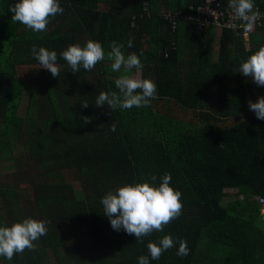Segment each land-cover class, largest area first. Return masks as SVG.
<instances>
[{
  "label": "trees",
  "instance_id": "1",
  "mask_svg": "<svg viewBox=\"0 0 264 264\" xmlns=\"http://www.w3.org/2000/svg\"><path fill=\"white\" fill-rule=\"evenodd\" d=\"M205 1L60 0L63 14L36 33L12 21L9 6L18 0H0V161H12L17 171L0 178V226L29 217L48 222L34 251L0 257L1 264H139L142 255L150 264H264L256 201L264 197V120L246 100L255 102L264 86L239 72L264 47V28L222 30L215 51V33L198 32L193 14ZM218 1L225 9L227 1ZM254 3L264 12V0ZM88 40L105 52L123 43L126 56L140 57L141 78L157 84L148 107L95 105L100 92H119L115 79L123 69L113 72L105 59L73 73L60 53ZM33 45L57 52L59 77L40 68ZM18 67L31 68L25 116L18 113ZM165 173L182 193V214L142 243L114 230L103 196L124 184L151 183V175L158 186ZM165 235L176 245L152 260L147 244ZM180 240L187 241L186 257L177 255Z\"/></svg>",
  "mask_w": 264,
  "mask_h": 264
},
{
  "label": "clouds",
  "instance_id": "2",
  "mask_svg": "<svg viewBox=\"0 0 264 264\" xmlns=\"http://www.w3.org/2000/svg\"><path fill=\"white\" fill-rule=\"evenodd\" d=\"M228 7L233 17L246 25V30H251L260 19L254 0H229ZM9 8L14 13L13 22H19L36 33L47 31L50 20L64 12L60 0H18ZM124 47L123 43L112 42L111 50L105 52L100 42L88 40L83 47L72 44L60 53L73 73L79 72L81 67L91 71L105 59L111 61L113 72L120 73L123 69V74L115 79L119 92H100L95 101L97 107L107 105L111 110L148 107L157 95L155 81L139 76V70L143 68L140 57L135 52L126 56ZM127 47H133L132 39L128 40ZM31 53L39 62L40 68L50 71L53 77H59L60 67L55 50L33 45ZM133 69L137 70L135 75L131 74ZM239 72L251 78L257 86H264V47H260L242 62ZM81 104L84 108L89 106L87 100L81 101ZM249 110L255 113L257 119L264 120V96H260L255 102L250 100ZM90 122V117L83 118L84 124ZM111 130H116L115 123L111 125ZM171 179V174L165 173L157 186V176L151 175V183L148 180L128 183L107 192L101 203L103 213L110 218L112 228L116 231L123 229L140 243L151 233L162 232L183 210L182 193L171 186ZM47 223L45 220L29 217L10 226H0V257L12 260L14 255L22 254L26 249L34 251V242L48 232ZM176 243L171 235L163 236L159 243L150 241L147 248L151 259L159 260ZM189 251L187 241L180 240L177 255L186 257ZM138 260L139 264H150L149 256L142 255Z\"/></svg>",
  "mask_w": 264,
  "mask_h": 264
},
{
  "label": "built area",
  "instance_id": "3",
  "mask_svg": "<svg viewBox=\"0 0 264 264\" xmlns=\"http://www.w3.org/2000/svg\"><path fill=\"white\" fill-rule=\"evenodd\" d=\"M225 9L218 0H206L204 4L193 9L195 20L197 21L198 32L211 29L212 31L230 30L236 32L238 30H246V25L238 18H234L231 10L228 7L229 0H226ZM259 10L260 19L256 21L251 29H262L264 28V12ZM172 15L171 13H169ZM193 17V16H192ZM193 17V18H194ZM175 26V24H174ZM257 205L259 207L260 214H264V197L256 198Z\"/></svg>",
  "mask_w": 264,
  "mask_h": 264
},
{
  "label": "rangeland",
  "instance_id": "4",
  "mask_svg": "<svg viewBox=\"0 0 264 264\" xmlns=\"http://www.w3.org/2000/svg\"><path fill=\"white\" fill-rule=\"evenodd\" d=\"M213 33H215V35L213 37V46H214V50L216 51L219 48L218 47V39H219L221 33H219L218 31H213ZM247 43H248V40H247L246 44ZM213 59H214V62H216L217 55L214 54ZM30 70H31V68H28V67H18L17 68V77H18V79H20L24 82L23 95H22L21 103L19 105L18 113L20 115H24V116H25L26 111L28 109V100H29L30 91L32 89L31 81H30V78L28 77V72ZM139 76L142 77L141 70H139ZM228 86H229L230 92L234 93V95H237L238 91L236 90L237 88H236L235 84L234 83L229 84ZM255 96H256V100H258V98L260 97L258 95H255ZM261 96H264V92H262V91H261ZM246 100L248 101V104H249L251 97H247ZM24 162H26V160ZM16 164H18L19 166H22V167L26 166L22 162H20V163L17 162ZM12 165H13L12 161H9V162H5V161L1 162L0 161V178L14 176L15 174H17V171L10 168V166H12ZM7 180H9V178H7ZM73 184L75 187L77 186V183L74 182ZM228 199H225L224 201H227Z\"/></svg>",
  "mask_w": 264,
  "mask_h": 264
},
{
  "label": "crops",
  "instance_id": "5",
  "mask_svg": "<svg viewBox=\"0 0 264 264\" xmlns=\"http://www.w3.org/2000/svg\"><path fill=\"white\" fill-rule=\"evenodd\" d=\"M256 95L261 96V92H259V93L256 94ZM255 98H256V96H255ZM255 101H257V100L255 99ZM260 215H262V216L264 217V214H260Z\"/></svg>",
  "mask_w": 264,
  "mask_h": 264
}]
</instances>
